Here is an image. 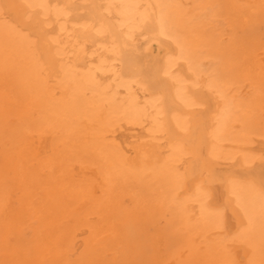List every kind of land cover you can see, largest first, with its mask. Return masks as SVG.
Returning a JSON list of instances; mask_svg holds the SVG:
<instances>
[{"label":"bare ground","instance_id":"bare-ground-1","mask_svg":"<svg viewBox=\"0 0 264 264\" xmlns=\"http://www.w3.org/2000/svg\"><path fill=\"white\" fill-rule=\"evenodd\" d=\"M0 264H264V0H0Z\"/></svg>","mask_w":264,"mask_h":264}]
</instances>
